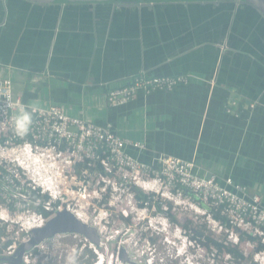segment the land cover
<instances>
[{"label": "crops", "instance_id": "1", "mask_svg": "<svg viewBox=\"0 0 264 264\" xmlns=\"http://www.w3.org/2000/svg\"><path fill=\"white\" fill-rule=\"evenodd\" d=\"M141 73L198 79L107 106L109 89ZM0 77L25 103L64 106L144 142L143 152L128 148L142 160H194L264 196V18L250 6L0 0ZM229 101L239 116L226 111Z\"/></svg>", "mask_w": 264, "mask_h": 264}, {"label": "built area", "instance_id": "2", "mask_svg": "<svg viewBox=\"0 0 264 264\" xmlns=\"http://www.w3.org/2000/svg\"><path fill=\"white\" fill-rule=\"evenodd\" d=\"M195 79L198 77L193 73L157 76L141 73L130 77L122 86L109 89L106 104L109 107L122 106L140 91L148 94L172 91ZM6 91H10L12 100L22 101L15 92L13 80L0 77V202H21L29 206L26 213L33 212L35 221L27 220L26 225L22 224L27 232L43 227L64 209L58 208L59 205L53 206L64 201L68 191L62 190L60 179L67 175L66 169L83 167L84 179L81 177L80 180L85 190L90 186L87 178L92 174L97 178L95 186L98 189L93 195L89 193L91 197L98 196L103 201L104 196L114 195L123 189L137 203L134 188H139L153 202L162 205L167 202L168 209L164 207L166 212H171L172 202L173 207L187 203L197 213L208 215L222 231L229 232L236 244L240 243V235H243L248 241H255L264 247V196L260 192H251L248 186L232 177L221 181L218 174L205 170L194 160L165 153L154 154L151 161L142 160L130 154L128 148L143 152L147 150L144 142L120 136L111 123L100 125L73 116L60 105H35L37 111L33 114L29 133L17 136L10 126V101L3 94ZM255 106V102L250 104L251 108ZM225 108L228 113L240 115L236 101H229ZM35 192L40 194L36 202L32 201ZM46 194L50 199L43 206L50 212L49 216L37 209L42 205L41 196ZM7 204L4 210H0V220L8 223L6 229L14 208L21 209L20 206ZM35 205L36 209L32 211L31 206ZM216 214L221 216L220 219L216 218ZM36 221L39 226L33 227ZM8 235L6 233L0 238V255H13L20 245L16 239L6 240ZM39 247L40 244L24 254L25 264H37L40 256L34 251ZM104 259L97 257L94 264H101Z\"/></svg>", "mask_w": 264, "mask_h": 264}, {"label": "rangeland", "instance_id": "3", "mask_svg": "<svg viewBox=\"0 0 264 264\" xmlns=\"http://www.w3.org/2000/svg\"><path fill=\"white\" fill-rule=\"evenodd\" d=\"M66 172L67 175L60 181L63 182L62 190L68 191L64 201H59L58 208L69 207L87 217L89 224L97 228L99 245L80 233H58L42 241L40 247L36 248L34 252H38L40 256L37 264H66V256L74 248L80 250L81 264H94L97 257L105 258L102 261L104 264H250V259L264 264V251L256 253L257 242H250L247 238L238 245V250L244 257L234 259L226 252L216 253L207 237L227 238L236 244L232 235L222 231L208 215L197 213L187 203L173 207L172 202L171 215L179 221L178 225L169 221V216L159 212L155 204L141 207L123 189L114 195L104 196L103 201L98 196L91 197L89 195H93L98 189L95 186V174L87 178L90 186L85 190V185L80 180L81 177L84 179L83 167H72L66 169ZM7 203L21 207L20 211L14 208L6 229L7 235L9 234L6 240L16 239L20 245L13 255H0V259L4 261L0 260V264H20L23 263L24 254L34 248L31 239L24 243L25 239L32 236V232H27L28 229L22 227V224L26 225L27 220L35 221V217L33 212L26 213L29 206H24L21 202H0V210H4ZM165 203L163 202L162 208L167 210ZM31 207L32 211L36 209V205ZM7 224L0 220V226L6 227ZM182 224H188L187 234L182 232ZM190 235L195 236L198 243L188 239Z\"/></svg>", "mask_w": 264, "mask_h": 264}, {"label": "water", "instance_id": "4", "mask_svg": "<svg viewBox=\"0 0 264 264\" xmlns=\"http://www.w3.org/2000/svg\"><path fill=\"white\" fill-rule=\"evenodd\" d=\"M47 4L59 5H84L97 7L100 5H113L115 8L151 6L158 3H149L145 0H35ZM186 5L197 3L199 5H217L219 8H229L238 6H250L254 8L264 18V0H184ZM166 3V2H163ZM170 3V2H167ZM154 7V6H153ZM31 242L33 247L42 241L53 237L58 233L76 232L85 235L92 242L99 245L97 238V228L80 220L74 212L68 208L58 211L55 216L47 221L43 227L34 228L32 231ZM29 239V240H30ZM28 240V241H29ZM26 241V242H28ZM24 242V243H26ZM32 250V249H31ZM30 249L27 251H31ZM121 260V259H120Z\"/></svg>", "mask_w": 264, "mask_h": 264}, {"label": "trees", "instance_id": "5", "mask_svg": "<svg viewBox=\"0 0 264 264\" xmlns=\"http://www.w3.org/2000/svg\"><path fill=\"white\" fill-rule=\"evenodd\" d=\"M134 191H135L137 202L139 203V205L141 207H145V205L152 206V204H155V207L158 208L159 212L163 213L166 216H169V221L180 225L179 221L175 218V216L171 215V212H166L162 208V204L161 203L153 202L152 199L149 198V195H147L145 192H143L139 188H134ZM38 198H40V194H37L35 192L32 201L36 202V200ZM41 198H42V205L38 206L37 209L39 211L43 212L44 214H46V216H49L50 213L45 210L43 204L49 203L50 197H49V195L46 194V195H42ZM30 204L32 205L33 202H30ZM58 205H59V202L53 204L54 207H57ZM215 216H216L217 219H220V217H221L219 214L218 215L216 214ZM181 226H182V232L187 234L188 233V224H182ZM4 235H6V227L0 226V238L2 236H4ZM207 238H208V241L211 242L210 246L215 250L216 253L222 254V253L226 252V253L229 254V256L231 258H234V259H237L238 256L244 257L243 253L239 252V250H238V245L239 244H234V243L228 241L227 238H224V239H214V238H210V237H207ZM188 239L194 240V241H196V243H198V241H197L195 236H191L190 235V236H188ZM245 239L246 238L243 235H240V242L244 241ZM8 243H10V241ZM231 246H232V248H231ZM263 249H264L263 245L257 244L256 247H255V252L258 253V252L262 251ZM123 258L121 256V259L125 263H128ZM252 258H253V256H252ZM1 261H3V260H1ZM6 263H8V262H6ZM10 264H13V263H10ZM20 264H25V263L23 261V263H20ZM250 264H259V263L257 261H253V259H250Z\"/></svg>", "mask_w": 264, "mask_h": 264}, {"label": "clouds", "instance_id": "6", "mask_svg": "<svg viewBox=\"0 0 264 264\" xmlns=\"http://www.w3.org/2000/svg\"><path fill=\"white\" fill-rule=\"evenodd\" d=\"M9 99L11 108L10 126L11 130L17 136H25L29 133L33 114L37 111L35 104L25 105L20 99L12 100L10 91L3 93ZM80 250L72 249L71 253L66 256V264H81ZM102 264V263H101Z\"/></svg>", "mask_w": 264, "mask_h": 264}, {"label": "bare ground", "instance_id": "7", "mask_svg": "<svg viewBox=\"0 0 264 264\" xmlns=\"http://www.w3.org/2000/svg\"><path fill=\"white\" fill-rule=\"evenodd\" d=\"M75 215H76L80 220H82L83 222H85V223H89L87 217L83 216L82 214H80V213H76V212H75ZM34 226H39V224H38L37 221H36V224L33 225V227H34Z\"/></svg>", "mask_w": 264, "mask_h": 264}, {"label": "flooded vegetation", "instance_id": "8", "mask_svg": "<svg viewBox=\"0 0 264 264\" xmlns=\"http://www.w3.org/2000/svg\"><path fill=\"white\" fill-rule=\"evenodd\" d=\"M145 1L149 3H162V2H172V1L183 2L184 0H145Z\"/></svg>", "mask_w": 264, "mask_h": 264}]
</instances>
